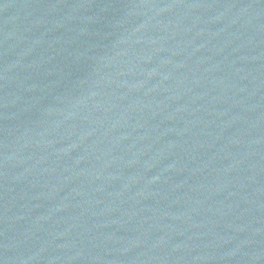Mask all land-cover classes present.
I'll return each instance as SVG.
<instances>
[{"label":"water","instance_id":"water-1","mask_svg":"<svg viewBox=\"0 0 264 264\" xmlns=\"http://www.w3.org/2000/svg\"><path fill=\"white\" fill-rule=\"evenodd\" d=\"M0 264H264V0H0Z\"/></svg>","mask_w":264,"mask_h":264}]
</instances>
